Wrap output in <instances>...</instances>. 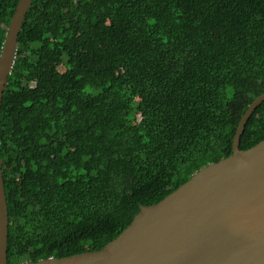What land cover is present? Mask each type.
Wrapping results in <instances>:
<instances>
[{"label": "trees", "instance_id": "obj_1", "mask_svg": "<svg viewBox=\"0 0 264 264\" xmlns=\"http://www.w3.org/2000/svg\"><path fill=\"white\" fill-rule=\"evenodd\" d=\"M263 92L264 0H32L0 109L7 263L101 249L231 155ZM261 140L264 101L240 148Z\"/></svg>", "mask_w": 264, "mask_h": 264}, {"label": "water", "instance_id": "obj_2", "mask_svg": "<svg viewBox=\"0 0 264 264\" xmlns=\"http://www.w3.org/2000/svg\"><path fill=\"white\" fill-rule=\"evenodd\" d=\"M32 0H19L0 51V109ZM264 101L241 116L231 155L206 165L101 249L21 264H264V140L240 148L244 127ZM0 154V264L7 263L9 215Z\"/></svg>", "mask_w": 264, "mask_h": 264}, {"label": "rangeland", "instance_id": "obj_3", "mask_svg": "<svg viewBox=\"0 0 264 264\" xmlns=\"http://www.w3.org/2000/svg\"><path fill=\"white\" fill-rule=\"evenodd\" d=\"M124 26L129 33H134L137 30V27L133 24H124Z\"/></svg>", "mask_w": 264, "mask_h": 264}]
</instances>
